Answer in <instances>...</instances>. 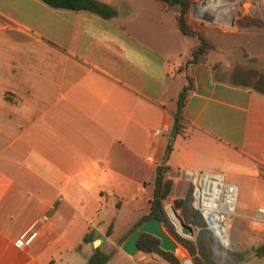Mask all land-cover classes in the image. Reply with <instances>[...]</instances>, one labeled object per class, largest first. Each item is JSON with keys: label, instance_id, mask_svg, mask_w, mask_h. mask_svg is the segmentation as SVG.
I'll return each mask as SVG.
<instances>
[{"label": "crops", "instance_id": "1", "mask_svg": "<svg viewBox=\"0 0 264 264\" xmlns=\"http://www.w3.org/2000/svg\"><path fill=\"white\" fill-rule=\"evenodd\" d=\"M95 1L116 15L0 0V264H88L96 240L106 264H169L121 248L151 213L159 166L168 205L188 196L193 172L235 185L237 215L264 208V89L216 77L214 51L186 69L199 43L157 0Z\"/></svg>", "mask_w": 264, "mask_h": 264}, {"label": "rangeland", "instance_id": "2", "mask_svg": "<svg viewBox=\"0 0 264 264\" xmlns=\"http://www.w3.org/2000/svg\"><path fill=\"white\" fill-rule=\"evenodd\" d=\"M147 1L150 3L152 0ZM213 1L189 0L190 11L187 20L195 31L203 33L214 44L215 76L226 81L264 89V81L261 84L262 79L259 78L264 77V0H218L217 5ZM209 4H212L214 13L207 8ZM199 6L201 10L198 9ZM172 11L177 14L178 9L174 8ZM163 13L171 20L173 30L175 15L172 12ZM187 39L200 44L198 37ZM177 200L174 204H167L165 209L167 216L178 235L196 242L205 228L203 224L188 223L182 208L176 205ZM252 217L253 215L236 214L227 240L222 242L218 239L224 252L244 254L245 258L239 264H248L253 259L264 258L258 257L255 250L262 247L264 237L252 226ZM183 224L191 225L195 234L183 235L181 232ZM172 236L176 241L174 235ZM178 244L179 248L186 252L185 256L181 251L175 253L181 263L186 264V260L188 264H194L193 256L179 242Z\"/></svg>", "mask_w": 264, "mask_h": 264}, {"label": "trees", "instance_id": "3", "mask_svg": "<svg viewBox=\"0 0 264 264\" xmlns=\"http://www.w3.org/2000/svg\"><path fill=\"white\" fill-rule=\"evenodd\" d=\"M45 4L55 9H67L73 11H90L104 18L111 19L116 15V11L111 7L98 3L95 0H41ZM162 8L167 12H173L172 9H178L176 21L182 34L189 37H198L200 44L193 48L192 56L186 62V69L199 63L206 62L210 53L214 50V44L201 32L195 31L188 23L187 15L190 11L189 0H157ZM194 83L191 76L188 75V83L180 92L178 98V108L176 111V121L174 134H178L182 129L183 110L189 93L193 90ZM9 97V96H8ZM171 150L169 147L168 152ZM168 166H159L157 169V178L155 182L154 196L151 200V213L144 217L137 225L139 228L144 222L153 218L162 221L167 231L174 235L176 240L193 256L194 264H239L244 260V254L240 252H227L221 250L219 241L216 236L211 234L204 225L200 212L193 206V187H190V193L187 197L178 199L176 205L182 208L185 218L191 224H203L204 230L198 236L196 242L183 238L178 235L171 224L165 211L168 204V197L172 190V182L166 178ZM178 213V212H177ZM137 230V229H136ZM112 233V226L107 234ZM93 237L87 234L84 242H92ZM160 240L152 235L143 234L138 241L140 250L148 254H158L169 264H182L181 260L173 253L161 249ZM258 257L264 256V244L262 247L255 249ZM110 255L97 248L94 254L89 258L88 264H106Z\"/></svg>", "mask_w": 264, "mask_h": 264}, {"label": "built area", "instance_id": "4", "mask_svg": "<svg viewBox=\"0 0 264 264\" xmlns=\"http://www.w3.org/2000/svg\"><path fill=\"white\" fill-rule=\"evenodd\" d=\"M155 134L162 135V131L157 130ZM188 177L193 187V206L200 212L205 228L222 242L226 241L235 220L238 188L227 183L225 176L221 174L190 172ZM49 220V215L36 219L16 241V246L22 248L31 245L38 235L37 227ZM251 223L257 231L264 234V208L256 211Z\"/></svg>", "mask_w": 264, "mask_h": 264}, {"label": "water", "instance_id": "5", "mask_svg": "<svg viewBox=\"0 0 264 264\" xmlns=\"http://www.w3.org/2000/svg\"><path fill=\"white\" fill-rule=\"evenodd\" d=\"M197 8L196 6H194ZM182 234L185 236H193L194 229L190 225H182ZM143 234L152 235L160 240V247L162 250L175 254L178 252L179 244L176 242L173 236L165 230L162 221L158 218H153L144 222L137 230H135L130 237L122 244V250L129 256L135 257L141 250L138 244L139 238ZM101 241L96 240L94 246L99 247Z\"/></svg>", "mask_w": 264, "mask_h": 264}, {"label": "bare ground", "instance_id": "6", "mask_svg": "<svg viewBox=\"0 0 264 264\" xmlns=\"http://www.w3.org/2000/svg\"><path fill=\"white\" fill-rule=\"evenodd\" d=\"M211 2H212V1H211ZM213 2L215 3V5H217L218 0H214ZM207 8H208L209 10H211V13H214V9L212 8V4L207 5ZM198 9L201 10V6H199ZM228 14H229V13H228ZM225 16H226V15H225ZM179 249H180V248H179ZM179 249H178V252L180 251ZM181 249H182V248H181ZM179 254H180V253H179Z\"/></svg>", "mask_w": 264, "mask_h": 264}]
</instances>
